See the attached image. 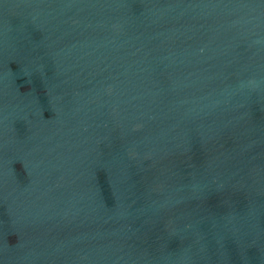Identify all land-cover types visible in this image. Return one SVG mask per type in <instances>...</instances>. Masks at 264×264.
Returning <instances> with one entry per match:
<instances>
[{
    "label": "water",
    "instance_id": "obj_1",
    "mask_svg": "<svg viewBox=\"0 0 264 264\" xmlns=\"http://www.w3.org/2000/svg\"><path fill=\"white\" fill-rule=\"evenodd\" d=\"M0 264H264V0H0Z\"/></svg>",
    "mask_w": 264,
    "mask_h": 264
}]
</instances>
